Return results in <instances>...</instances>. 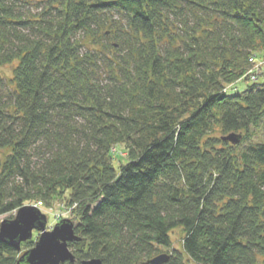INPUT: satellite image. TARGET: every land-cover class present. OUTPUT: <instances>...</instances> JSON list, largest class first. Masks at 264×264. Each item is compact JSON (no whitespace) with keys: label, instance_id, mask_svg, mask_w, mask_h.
<instances>
[{"label":"trees","instance_id":"obj_1","mask_svg":"<svg viewBox=\"0 0 264 264\" xmlns=\"http://www.w3.org/2000/svg\"><path fill=\"white\" fill-rule=\"evenodd\" d=\"M32 2L0 0V216L63 204L75 264H264V0Z\"/></svg>","mask_w":264,"mask_h":264},{"label":"water","instance_id":"obj_2","mask_svg":"<svg viewBox=\"0 0 264 264\" xmlns=\"http://www.w3.org/2000/svg\"><path fill=\"white\" fill-rule=\"evenodd\" d=\"M243 138L242 134H231L223 141L238 145ZM48 218L38 206H24L13 220H5L0 226V241L21 251L22 244L33 238L34 231L41 236L35 246L26 251L18 264H75V256L69 244L79 242L75 233V224L71 220H63L56 224L51 231H47ZM169 260L166 254L152 260V264H165ZM81 264H103L99 259L84 261Z\"/></svg>","mask_w":264,"mask_h":264},{"label":"rangeland","instance_id":"obj_3","mask_svg":"<svg viewBox=\"0 0 264 264\" xmlns=\"http://www.w3.org/2000/svg\"><path fill=\"white\" fill-rule=\"evenodd\" d=\"M36 1H37L36 3L32 2L31 3L32 5H30V6H28L27 4H24L23 5L24 9H22L23 12L26 13L29 11V12H31V15H35L36 13L40 12V9L38 8L40 6L39 5L40 0H36ZM259 61L262 62L261 64L264 63L260 59H259ZM15 68H16V64L4 66V67L0 68V74L3 77L7 78L8 80H11L14 76ZM252 84H253L252 82H245V81L239 82L236 85L235 89L230 90V92L233 94L242 93V92L246 91L247 88L249 86H251ZM257 84H264V76L259 79ZM121 152H125L123 147H118L117 151L115 153V156H121L120 155ZM8 154H9L8 151L0 153V159L4 160ZM124 157H125V155H124ZM33 206H38L42 210V212L47 216V218H48L47 231H51L52 228L56 224L60 223L63 220H71L72 222H74L75 226L78 224V221L75 219V216L72 214L71 210H68V208H66L63 204H57L52 209L44 208L41 203H38V205H33ZM16 215H17V212L12 213V214H8V215H4V216H0V226H1L2 222L5 220L15 219ZM40 236H41L40 232L34 231L33 238L30 241L23 243V247H22V249H24L23 251L26 252L29 249H32L35 246V243L39 240ZM171 237H172L173 249H175L177 251H181L182 250V241L184 238V233L182 232V230L177 229V230L173 231ZM30 243H33V244H30ZM171 252H172V250H169V251L165 250L164 253H162V254H171Z\"/></svg>","mask_w":264,"mask_h":264},{"label":"built area","instance_id":"obj_4","mask_svg":"<svg viewBox=\"0 0 264 264\" xmlns=\"http://www.w3.org/2000/svg\"><path fill=\"white\" fill-rule=\"evenodd\" d=\"M261 65H263V64H261Z\"/></svg>","mask_w":264,"mask_h":264}]
</instances>
